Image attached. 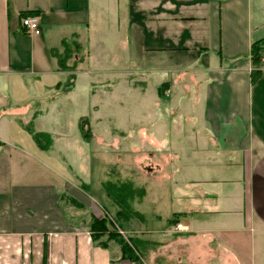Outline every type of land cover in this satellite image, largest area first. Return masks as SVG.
Instances as JSON below:
<instances>
[{
	"label": "crops",
	"instance_id": "0c3cea01",
	"mask_svg": "<svg viewBox=\"0 0 264 264\" xmlns=\"http://www.w3.org/2000/svg\"><path fill=\"white\" fill-rule=\"evenodd\" d=\"M27 12L37 13L38 35L20 25ZM42 20L57 26L46 32ZM103 20L109 24L103 27ZM99 28L113 30L118 52L125 40L119 61L152 72L139 83L143 90L156 86L152 112L170 120L180 108L198 118L192 153L187 146L177 153L154 135L166 132L163 123L149 121L142 141L153 145L150 158L163 159L164 166L175 158L188 172L166 193L164 229L160 220L146 232L134 218L123 221L120 230L133 236L138 252L135 262L122 260L119 244L106 236L104 246L92 241L89 224L102 208L53 152V125L46 129L42 122L66 111L61 101L88 68V38ZM263 38L264 0H0V264H42L45 254L46 264H264V64L252 84L249 58L251 45ZM65 45L76 52L67 62L73 71L59 68ZM166 63L180 70L177 76L154 74ZM70 74L73 87L63 91ZM29 123L50 135L48 150L20 126ZM67 198L83 208L66 209ZM78 210L86 222L65 216L77 217Z\"/></svg>",
	"mask_w": 264,
	"mask_h": 264
},
{
	"label": "rangeland",
	"instance_id": "374dc122",
	"mask_svg": "<svg viewBox=\"0 0 264 264\" xmlns=\"http://www.w3.org/2000/svg\"><path fill=\"white\" fill-rule=\"evenodd\" d=\"M55 23L52 20H42L43 29L50 32L57 26L52 25ZM106 23L109 24L108 21ZM107 24L103 20V27ZM99 29H103L106 35L103 33V37L99 36ZM99 29L96 35L88 38V45L92 43L91 51L88 50L87 53L88 68L83 69L85 73L78 76L75 90L69 94L68 99L61 101L62 105H67L66 111L61 114L60 118L45 116L42 122L46 129L53 125L54 132L50 133L54 144L53 152L64 158L70 165L69 167L79 176L86 185V192L93 203L106 211L103 214V210H100L102 216L107 214L115 222V226L112 225L113 228L117 231L118 229L124 230L125 224L116 216L118 208L103 189L102 184L105 182L115 184L129 182L134 188L142 189L145 193L142 199L133 197L129 200L131 211L139 212L142 217L141 219H138L137 216L131 217L134 218L133 223L139 225L146 232L154 229L155 221L160 220L158 227L164 229L166 226L165 214L168 208L165 203L166 193L171 187H179L177 185L179 176L181 178L188 170L184 167L185 165L181 167L175 158L167 166L162 165L163 159L159 160L160 165L157 163V158L154 162V159L149 156L153 151L150 146L153 145L142 140H146L144 138L149 134V121L157 119L153 122L152 127H155L156 122L163 123L166 132L156 130V134H154L156 137L165 138L168 146L173 147L177 153L183 149L186 150L184 148L186 146L188 150L185 152L192 153L195 149L191 150L188 144L198 142L195 139L197 134L194 132L198 118L195 116V122L194 116L183 115L182 110L174 102L171 107L178 109L172 113L173 116L171 115L170 120L166 119L163 114L158 115V113L152 112L150 109L154 102L156 86L150 87L152 91H149L146 87L143 90L139 84L140 80L151 78L152 72L141 67L133 70L132 62L119 61L117 58L119 54L124 57L119 45L123 46L125 40L118 45V50H121L118 52L116 51V37L111 32L113 30ZM69 31L71 29L66 28V32ZM76 32L79 34L84 31L76 30ZM66 34L70 37L67 40L72 42L74 38L71 37V34ZM86 34L89 36L90 30H87ZM80 44L82 49L86 47L83 39ZM131 49L130 46L129 50ZM108 50L112 52H108ZM127 54L130 56L133 53ZM69 60L67 62H73V58ZM122 66L126 68H120ZM159 68L162 72L157 71L154 74L163 75L162 73H164V75L174 78L180 72L178 68H170L169 63L163 64ZM139 92H142L141 98ZM82 117L89 120L90 137L87 142L80 136L78 130V120ZM56 120H60V122L56 124ZM140 128L146 130L145 134L138 133ZM182 128L187 133L193 132L194 134L183 136ZM159 143L161 140H157V144ZM164 175H172L173 180L165 178ZM163 195L164 199H162ZM63 204L68 210L72 207L68 202ZM77 213H79L76 215L77 217L69 218L72 213L68 214L65 211V216L69 220L73 219L76 223L81 219H84L82 222L87 221V215H82L83 211L78 210ZM122 236L125 238V235ZM132 237V235L126 234V238L131 239ZM144 237H148V234Z\"/></svg>",
	"mask_w": 264,
	"mask_h": 264
},
{
	"label": "trees",
	"instance_id": "16d2710c",
	"mask_svg": "<svg viewBox=\"0 0 264 264\" xmlns=\"http://www.w3.org/2000/svg\"><path fill=\"white\" fill-rule=\"evenodd\" d=\"M36 14L37 13L34 12H27L20 14V16L21 17L36 16ZM74 53L76 52L71 50V48H68L65 45L62 53L57 55L58 64L61 71H73V67L67 65V60L72 59ZM263 54H264V38L254 42L250 48L249 58L253 67V69L250 72V81L252 84L256 83L262 75V71H261L262 64L260 62V59ZM69 78L70 81L68 83L66 82L65 84L61 85L63 91H68L73 87V81L71 80L74 78V75L70 74ZM20 126L31 135L33 141L35 142V144L39 149L43 151L48 150L51 144V138L49 134L43 132H35L34 129H32L31 123L26 125L21 124ZM78 130L80 136L84 140L88 141L90 135H89V120L87 118L82 117L78 120ZM102 186L108 198L118 208L116 216L118 217L119 220L127 221L131 217H134L137 214L136 212L131 211L129 200H131L133 197H142L143 195L142 189L134 188L132 184L129 182H122L119 184L105 182L102 184ZM80 188L83 191L86 190L83 184L80 185ZM62 196L60 197V199H62ZM67 200L72 206H75L78 209L83 208V206L74 199L67 198ZM174 222H176V220L173 219L172 223ZM112 225L115 226V222L111 218H109L107 214L103 215L101 218H92L89 224V231L92 241L97 242L100 246H104L103 242L101 241V238L106 236L108 240H114L119 244L122 260L135 262L138 258V252L134 248L131 240L121 236L118 233L117 229L113 228ZM42 264H46V254L43 257Z\"/></svg>",
	"mask_w": 264,
	"mask_h": 264
},
{
	"label": "built area",
	"instance_id": "2783aa9c",
	"mask_svg": "<svg viewBox=\"0 0 264 264\" xmlns=\"http://www.w3.org/2000/svg\"><path fill=\"white\" fill-rule=\"evenodd\" d=\"M20 25L23 29H25L29 33H33L35 35L39 34V29H38V18L36 16H26V17H21L20 19ZM261 64H264V54L261 56L260 59ZM175 230L176 231H181L182 226L181 224H176L175 225ZM118 233L122 236L124 235L121 230L118 229Z\"/></svg>",
	"mask_w": 264,
	"mask_h": 264
}]
</instances>
